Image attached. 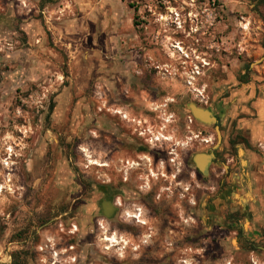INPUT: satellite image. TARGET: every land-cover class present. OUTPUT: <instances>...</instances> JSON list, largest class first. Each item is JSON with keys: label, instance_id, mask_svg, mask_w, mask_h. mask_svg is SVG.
Masks as SVG:
<instances>
[{"label": "rangeland", "instance_id": "obj_1", "mask_svg": "<svg viewBox=\"0 0 264 264\" xmlns=\"http://www.w3.org/2000/svg\"><path fill=\"white\" fill-rule=\"evenodd\" d=\"M168 7L173 15L165 11ZM150 8L164 14L153 16L156 30L145 26ZM0 12L19 20L0 30V264L14 262L16 252H22L24 264H115L119 259L132 264L142 257L119 249L116 237H109L115 242L97 237L98 255L89 254L81 220L84 208H72L71 213L70 207L53 204L57 198L52 195L58 184L77 187L78 176H69L71 170L98 168L99 91L115 79L111 75H119L121 61L133 65L135 42L146 45L152 40L165 49L180 41V53L177 45L171 46L175 57L168 60L172 69L163 80L184 90L187 104L212 107L217 100L227 101L224 132L239 133L241 138L233 151L237 166L230 173L229 188L244 195L251 192L255 207L238 213L241 222L231 221L230 231L214 224L209 237L203 238L202 254H175L170 264H264L263 4L256 6L255 0H0ZM262 57L245 75L250 81L241 82L239 75L247 65ZM196 64L202 74L192 86L189 74ZM251 94L255 96L250 98ZM191 116L187 108L188 125ZM242 118L253 122L260 136L256 141L250 140L252 129ZM190 130L188 136H194ZM190 141L189 148H199ZM244 175L247 182L240 187ZM99 209L95 205L90 210ZM204 219L213 224L210 215L204 213ZM240 227L245 228L243 235L238 234ZM126 240L130 245L132 237ZM151 258L143 257L145 264Z\"/></svg>", "mask_w": 264, "mask_h": 264}, {"label": "flooded vegetation", "instance_id": "obj_2", "mask_svg": "<svg viewBox=\"0 0 264 264\" xmlns=\"http://www.w3.org/2000/svg\"><path fill=\"white\" fill-rule=\"evenodd\" d=\"M255 1L256 6L262 4L261 0ZM165 11L173 15L172 8ZM146 15L149 18L146 28L156 30L153 16L164 14L150 8ZM135 16H138L137 10ZM13 21L19 23L12 15L0 12V30L8 29ZM175 25L178 24L175 22ZM139 26L137 23L136 27ZM155 43L153 40L146 45L135 42L131 50L133 65L129 67L121 61L119 75H111L115 79L110 84L105 82L107 88L99 91V113L95 121L98 168L71 170L73 173L69 176H78L77 187L58 184L52 195L61 199L53 204L68 206L71 213L72 208H84L81 220L86 225L84 238L89 254L98 255L94 250L97 237H116V244L123 252L142 256L136 257L132 264H145L143 257L150 255L153 258L148 260L149 264H170L175 254H202L203 238L209 237L207 233L213 226L230 231L231 221L241 222L237 214L247 212L241 202L234 203L233 194L238 190L229 188L230 173L237 166L233 151L240 143V134L224 132L227 121L223 111L230 109L227 101L217 100L211 107L216 122L205 124L191 116L188 125L185 91L163 80L167 72L171 73L168 60L175 57L171 46L180 41L167 45L170 51ZM251 64L239 75L241 82L250 81L245 75L249 74ZM88 125L92 122L88 121ZM217 126L222 142L214 148L218 142ZM188 127L194 136H188ZM188 138L199 148H189ZM203 145L215 155L201 170L194 163L193 155L204 151ZM245 177L240 187L247 182ZM207 182L213 186L206 185ZM95 205L100 208L98 213L90 210ZM204 213L214 218L213 224L206 222ZM238 234L243 235L244 228L240 227ZM129 236L132 237L130 245L126 240ZM115 262L123 264L121 259Z\"/></svg>", "mask_w": 264, "mask_h": 264}, {"label": "water", "instance_id": "obj_3", "mask_svg": "<svg viewBox=\"0 0 264 264\" xmlns=\"http://www.w3.org/2000/svg\"><path fill=\"white\" fill-rule=\"evenodd\" d=\"M262 59H263V57L258 59L255 62H253L251 64V66H253L257 62L261 61ZM187 108L190 110L192 115L197 120H199L205 124H211V123L217 121L216 115L214 114V111L211 107L202 106V105H199L198 103L192 101V102H189L187 104ZM223 116H224V111H223ZM217 130H218V142L214 148H218L222 142V133L219 129V126H217ZM241 151H242V149H241ZM214 155H215V153L212 149L208 150V151L207 150L206 151L205 150L199 151L193 155V161L197 167H199L201 170H204L206 168V165L212 160Z\"/></svg>", "mask_w": 264, "mask_h": 264}, {"label": "crops", "instance_id": "obj_4", "mask_svg": "<svg viewBox=\"0 0 264 264\" xmlns=\"http://www.w3.org/2000/svg\"><path fill=\"white\" fill-rule=\"evenodd\" d=\"M253 96H255L254 94H251L250 95V98H253ZM241 121H244V122H246V123H243L245 126H247L248 128H251L252 129V131H251V136H250V140L251 141H256L258 138H260V136H259V134L253 129L254 128V126H253V122H249V121H247V119H245V118H242V119H240ZM240 153H241V150H240ZM235 191V190H234ZM237 191V190H236ZM240 191L238 190L237 192H234V197H235V199L238 201V202H241L242 204H243V209L245 210V209H247V207H250V206H252V207H250L251 209L250 210H254L253 208H255L254 207V204H253V202H252V193L250 192V193H248L247 195H244V194H241V193H239ZM248 215H250V213L248 214ZM257 220V219H256ZM249 228H250V230H251V226L249 225ZM244 230H245V228H244ZM249 239V238H248ZM250 240V239H249Z\"/></svg>", "mask_w": 264, "mask_h": 264}, {"label": "built area", "instance_id": "obj_5", "mask_svg": "<svg viewBox=\"0 0 264 264\" xmlns=\"http://www.w3.org/2000/svg\"><path fill=\"white\" fill-rule=\"evenodd\" d=\"M202 74V70L198 64L195 65V67L192 69L191 74H189V84L194 85L195 80L198 76Z\"/></svg>", "mask_w": 264, "mask_h": 264}, {"label": "trees", "instance_id": "obj_6", "mask_svg": "<svg viewBox=\"0 0 264 264\" xmlns=\"http://www.w3.org/2000/svg\"><path fill=\"white\" fill-rule=\"evenodd\" d=\"M261 3L264 5V0H261ZM22 252H16V254L14 255V262L11 264H24V261H22V259H20V255Z\"/></svg>", "mask_w": 264, "mask_h": 264}, {"label": "bare ground", "instance_id": "obj_7", "mask_svg": "<svg viewBox=\"0 0 264 264\" xmlns=\"http://www.w3.org/2000/svg\"><path fill=\"white\" fill-rule=\"evenodd\" d=\"M165 19H169V18H167V17H164ZM176 48H178V50H182V48L180 47V45H177L176 46ZM263 110H264V107H263ZM107 240H111V241H113V242H115V238H112V239H110V238H107ZM117 240V239H116ZM113 245H114V243H113ZM110 247V246H109Z\"/></svg>", "mask_w": 264, "mask_h": 264}]
</instances>
